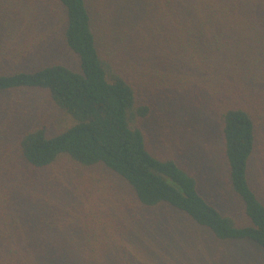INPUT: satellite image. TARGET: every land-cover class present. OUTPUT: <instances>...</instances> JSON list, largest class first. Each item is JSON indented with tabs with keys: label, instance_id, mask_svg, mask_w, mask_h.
Listing matches in <instances>:
<instances>
[{
	"label": "trees",
	"instance_id": "obj_1",
	"mask_svg": "<svg viewBox=\"0 0 264 264\" xmlns=\"http://www.w3.org/2000/svg\"><path fill=\"white\" fill-rule=\"evenodd\" d=\"M53 1L65 13L64 39L78 67L0 71V96L45 91L73 124L54 135L44 126L12 137L17 108L0 98V194L6 192L0 200V264H79L80 257H96L104 240L110 248V237L89 219L85 238L72 237L83 224H68L64 206L71 201L58 195L67 177L54 166L63 156L122 178L146 208L169 207L221 241H249L264 253V171L260 177L252 167L254 159L264 166V0ZM103 6L121 26L113 39L127 47L122 54L142 50L143 60L174 71L156 77L170 79L191 110L219 123L232 189L248 224L223 215L201 194L193 174L149 149L141 123L152 108L139 102L134 81L104 51L112 45L102 32L113 27ZM21 9L23 17L25 3L0 0V58L23 52L11 49ZM24 197L39 208L25 209L18 201Z\"/></svg>",
	"mask_w": 264,
	"mask_h": 264
},
{
	"label": "rangeland",
	"instance_id": "obj_2",
	"mask_svg": "<svg viewBox=\"0 0 264 264\" xmlns=\"http://www.w3.org/2000/svg\"><path fill=\"white\" fill-rule=\"evenodd\" d=\"M20 1L27 6V13L19 16L21 9L17 14L18 26L11 33L14 42L11 49L23 52L0 58V71L33 70L47 64H64L76 69L79 58L65 42L67 19L61 6L53 0ZM102 11L109 20L108 26L113 27L102 32L112 45L104 51L134 81L140 93L139 102L152 108L151 115L141 123L149 149L156 155L175 159L193 174L201 194L223 215L239 226L248 224L244 204L232 189L219 123L214 119L208 121L200 111L191 110L176 94L170 79L156 77L158 73L170 77L174 71H160L150 61L143 60L142 50L131 49L123 55L127 47H121L118 38L113 39L121 26L110 19V8L103 6ZM122 13L120 8L118 15L122 17ZM102 26L105 27L104 22ZM0 98L17 108V114L11 118L15 128L12 137L44 126L54 135L73 124L45 91L23 90ZM260 163L254 159L252 167L254 174L261 177L264 166ZM54 169L67 177L65 191H59L58 195L71 201L72 205L64 206L70 214L68 224H75L77 220L83 224L72 237L85 238L88 226L84 225L85 218L96 222L100 232L112 241L108 248V241L104 240V247L96 257H80L79 264H264V253L258 245L249 241H221L208 229L166 206L146 208L125 180L104 168L86 169L63 156ZM5 193L0 194V200H4ZM99 197L100 205L93 206ZM18 201L27 210H37L40 206L26 197ZM79 203L87 209L79 207Z\"/></svg>",
	"mask_w": 264,
	"mask_h": 264
}]
</instances>
